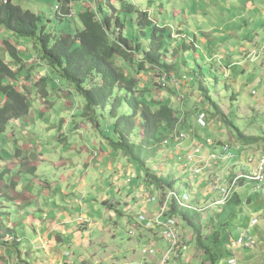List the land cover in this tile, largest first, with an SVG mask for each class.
I'll return each mask as SVG.
<instances>
[{"label": "rangeland", "instance_id": "1", "mask_svg": "<svg viewBox=\"0 0 264 264\" xmlns=\"http://www.w3.org/2000/svg\"><path fill=\"white\" fill-rule=\"evenodd\" d=\"M116 1L118 9L122 10L124 1L133 3L138 10L148 12L150 19L155 21L158 26L166 27L163 31V50L166 48L165 52L168 51L166 63L172 66V71L166 73L153 70L148 74L139 75L140 86L148 89L147 97H152L157 101L172 97L174 101L169 104L174 109H178L181 123H184L185 130L183 131L187 133L193 131V135L207 144V141L212 142L215 146L228 144L232 148H240L243 154H258L264 147V51H262L264 47V0ZM2 2L3 0H0V4ZM88 2V0H79L71 5L73 16L69 22L65 18L55 16L56 12L53 9L60 7L59 0H13L14 4L38 14L41 17L40 27L44 26L45 32L53 37L71 32L74 29L72 25H75V23H71L73 18L77 22V27L81 28L76 15L85 8L84 5ZM97 4L98 1L96 3L94 1L93 8ZM129 30L136 34L135 30L131 28ZM169 33L173 39L169 37ZM146 34L150 35L149 29L146 30ZM2 39L3 36L0 34V41ZM11 39L16 41L19 49L27 50V53L21 52L25 57V62L28 61V57L31 59L39 57L40 47L36 39L16 36H11ZM202 39H205V43L201 42ZM189 42L191 43L189 44ZM184 46L189 48L184 50ZM253 51L259 54V58L255 61L249 59V54ZM167 54L165 53L166 57ZM230 63H234L235 66L228 67ZM33 64L35 65V63ZM178 66H183L189 72L185 69V73L181 72L180 69H177ZM52 74L58 78V83L67 89L69 86L67 82L55 73ZM165 75L168 77L186 75V77L181 79L183 83L180 89H177V85L173 82H168L166 87L158 86V80ZM177 76L174 78L178 80ZM26 79L21 80L22 84L26 82ZM199 85L203 90H200ZM253 92L256 95H253ZM64 94L84 103L83 98L74 91L71 94ZM56 96L52 92L49 95L50 98ZM206 97L215 104L216 108H213ZM29 104L32 103L29 102ZM123 110L128 112L126 105L123 106ZM200 113H204L206 116V127H202L196 122V117ZM112 123L113 119L109 116L100 120L102 129H105V124L111 125ZM9 130L11 128L8 125L5 132H0V140L6 137ZM239 135L259 138V140L252 144H245L239 139ZM172 148L164 149L155 159L150 160L147 165L148 172L152 176L174 181L173 190L180 196L191 195L196 208L208 207L220 196L219 191L213 190L215 186L213 179L232 183L243 170L241 163L236 161L228 164L225 169L212 168L206 174L193 177L188 172L186 164L182 166L180 162L176 161V155H179V151L184 154V148L180 147L175 152L172 151ZM126 162L125 166L128 167L131 163L127 160ZM131 166L133 168L132 175L128 173L126 167H124L126 174H119L120 181L124 185H130L132 182L127 192L125 189H121V191L125 196L133 195L137 190L134 196L137 198L136 194H139V191L145 187L143 185L144 174L132 164ZM114 183L116 184V182ZM135 186L141 187L135 189ZM109 187L111 189V186ZM106 189L107 186L103 185L101 191L105 192ZM233 192L240 196L243 204L236 209V211L240 209L241 212H238L237 219L230 224L231 234L225 227V222H220L217 216L226 210L225 217H227L229 205L209 208L201 213L204 227L201 247L198 245L194 232L177 220L182 241L188 249L181 264H214L213 254L215 251H213L212 240L221 237L222 233L226 232L230 238L232 237V240L236 241L240 235L248 231L251 222L255 219H258L259 223L250 229L256 235V247L245 250L234 243L235 247L230 251L238 259V264H264V197L261 193H255L252 183L246 182L238 184ZM158 193L160 191L156 190L157 196L160 195ZM110 196L119 200L117 193L113 190L110 192ZM248 198L253 199L252 203L247 202ZM146 200V198H140L142 205H145ZM114 209L123 211L121 206ZM114 209L106 211L105 208H102V210H98L105 231L100 232L95 227L86 234L90 239L100 237L101 242L94 255V258L98 260L94 261H97L96 264L144 263L146 259L140 254V250L144 247H152V244L159 247L162 244L160 237H154L149 244L151 233H145L143 237L146 239L138 243L135 219L130 222L126 215L121 217ZM137 213L135 207L132 214L136 216ZM128 214L131 215V213ZM130 231H134V237L128 236ZM155 234H158V231ZM228 260L227 258L220 264H228ZM87 262L93 263L92 259Z\"/></svg>", "mask_w": 264, "mask_h": 264}, {"label": "trees", "instance_id": "2", "mask_svg": "<svg viewBox=\"0 0 264 264\" xmlns=\"http://www.w3.org/2000/svg\"><path fill=\"white\" fill-rule=\"evenodd\" d=\"M59 1L60 7L53 9L56 12L55 16L70 22L73 16L71 5L79 0ZM93 1L95 3L98 1L94 8L90 5L76 15L81 28L77 27V22L73 18L71 23L75 25H72L74 29L71 32L53 37L45 32L44 26L40 27L41 17L38 14L14 4L13 0H3L0 4V28L18 38L37 40L40 54L36 59L40 64L35 63V66L39 65L45 70L49 68L71 88L66 94L74 91L83 98L81 117L99 131L101 138L113 152L120 153L144 174L143 185L151 194H155L156 190L160 193L173 190L174 181L150 175L147 165L164 150L162 145L172 131L185 130L184 123H181L178 109L171 107L172 105L167 101H157L147 97L148 89L140 86L139 76L153 70L166 73L172 71V66L166 63L165 53L167 54L168 51L165 52L166 48L163 50V31L166 27L158 26L150 19L148 12L138 10L130 2L124 1L120 10L116 0ZM129 28L135 30L136 34H133ZM147 29L150 30L149 36L146 34ZM169 37L172 38L170 33ZM4 46L10 58L19 67L13 69L0 57L1 133L6 131L11 120L25 117L30 111L26 88L22 81L20 88L12 83L18 85L22 69H25L23 79L27 78L26 81H30L28 73L31 69L29 70L22 62L17 48L9 41H5ZM187 48L189 47H183L184 50ZM185 77L186 75L177 76L181 82ZM44 82L46 79L31 82L30 85L37 88ZM167 84L168 82L165 85L160 83L157 85L166 87ZM199 86L200 90H203L201 85ZM206 99L213 108H216L208 97ZM124 105L127 106L128 112L123 110ZM106 116L112 118L113 123L108 129H102L100 120ZM238 137L245 144L259 140L243 135ZM1 179L2 177L0 181ZM1 198L7 199V196L0 188ZM249 200L252 203L253 199L248 198L247 202ZM242 204L240 196L234 193L227 203L228 216L225 217L226 210L217 214L219 221L225 222L230 234L232 232L230 224L237 219V214L241 210L236 211V209ZM2 209L0 205V242L6 236L14 235V232L1 222ZM169 213L194 232L201 247L204 229L202 214L179 210L175 206L170 207ZM135 221L136 217L134 224ZM212 244L215 251L214 264H220L227 258L233 257L230 249L234 248L235 244L226 232L212 240Z\"/></svg>", "mask_w": 264, "mask_h": 264}, {"label": "crops", "instance_id": "3", "mask_svg": "<svg viewBox=\"0 0 264 264\" xmlns=\"http://www.w3.org/2000/svg\"><path fill=\"white\" fill-rule=\"evenodd\" d=\"M88 1L85 8L94 3ZM0 34L1 59L13 69L19 67L5 49L4 42L9 41L31 69V79L23 85L28 104L32 103L27 116L9 122L11 130L0 140V188L7 196L0 199L1 222L14 232L0 242V264H89V259L96 264L94 260L98 259L94 255L100 237L90 239L86 234L95 227L105 231L98 210L121 206L123 211L114 210L131 222L137 216L132 214L135 207L137 214L144 209L151 212L153 207L134 198L137 190L124 196L121 189L127 192L132 184L124 185L119 178V174H126V159L113 152L99 131L81 117L83 102L64 94L71 88L56 83L58 78L49 68H35L31 63L35 59L28 57L25 62L21 52L27 50L19 49L3 28ZM201 42L205 43V39ZM233 66L234 63L228 65ZM177 69L189 72L183 66ZM24 73L22 69L17 88ZM41 79L46 82L37 88L30 85ZM51 92L57 96L50 98ZM163 101L169 103L174 99L166 97ZM109 125L105 124V128ZM126 170L132 175L131 164ZM103 185L107 186L105 192L101 191ZM138 187L141 186L135 189ZM112 190L119 200L111 198ZM145 239L140 238L138 243Z\"/></svg>", "mask_w": 264, "mask_h": 264}, {"label": "built area", "instance_id": "4", "mask_svg": "<svg viewBox=\"0 0 264 264\" xmlns=\"http://www.w3.org/2000/svg\"><path fill=\"white\" fill-rule=\"evenodd\" d=\"M58 10V9H55ZM264 51V47L262 48ZM259 58V54L255 51L249 54V59L255 61ZM31 63H38V59L33 60ZM158 82L165 85L167 82H173L177 85V89L180 88L182 82L174 78V76L168 77L167 75L159 79ZM13 84V83H12ZM13 85L17 86V83ZM256 95L255 92L252 93ZM196 122H198L202 127L206 126V116L204 114H198L196 117ZM191 131V130H190ZM190 136V137H189ZM164 149L172 148V151H176L178 148H184V154H176V161L182 166L186 164L189 169V173L194 176H201L208 173L212 168L225 169L228 164L232 162H240L242 167V172L237 175L232 183H227L226 181L220 182V180L213 179L215 186L213 190L219 191L220 196L212 202L208 207L196 208L192 202L191 195L183 194L179 195L175 190L164 191L158 193L160 195L151 194L145 187L142 191H139L138 197L146 198V205L156 208L151 212L147 210H142L136 216L135 229L138 230L137 239L143 237L145 233H151V240L148 241L150 244L154 237L159 236L160 241H162L159 247H144L140 250V254L145 258L143 264H147L148 261L151 264H181L185 253L188 251L185 247L182 237L178 228V218L170 215V207L175 206L179 210L192 211L195 213H204L209 208H220L231 200L234 194V188L238 184L252 183L254 191L256 193H261L264 197V147L256 155L253 154H243L240 148H232L228 144H221L215 146L212 142L208 141L204 143L200 141L193 132H182L179 129H175L171 132L168 139L162 145ZM178 220V221H177ZM259 223L258 219L251 222V227H256ZM249 228V229H250ZM240 235L236 241L237 246L242 249L249 250L253 249L257 245V238L252 229H250ZM158 231V234H155ZM129 237H134V231L128 233ZM228 264H238V260L232 257L228 260Z\"/></svg>", "mask_w": 264, "mask_h": 264}, {"label": "water", "instance_id": "5", "mask_svg": "<svg viewBox=\"0 0 264 264\" xmlns=\"http://www.w3.org/2000/svg\"><path fill=\"white\" fill-rule=\"evenodd\" d=\"M251 202V200H249V203Z\"/></svg>", "mask_w": 264, "mask_h": 264}]
</instances>
